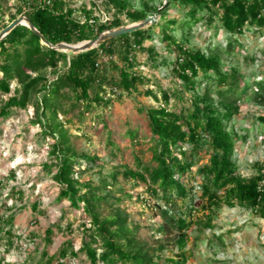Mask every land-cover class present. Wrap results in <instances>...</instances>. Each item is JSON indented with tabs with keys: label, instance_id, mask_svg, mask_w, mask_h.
Masks as SVG:
<instances>
[{
	"label": "trees",
	"instance_id": "obj_1",
	"mask_svg": "<svg viewBox=\"0 0 264 264\" xmlns=\"http://www.w3.org/2000/svg\"><path fill=\"white\" fill-rule=\"evenodd\" d=\"M102 3L111 15L106 21L86 5L78 15V10L67 0H21L18 14L27 15L53 44H75L94 38L105 30L137 22L157 11L160 17L148 26L81 52L51 48L24 24L14 27L0 41V94L7 95L0 105V126L15 110L26 109L33 95L40 94L37 119L33 122H42L47 127L44 132L55 138L49 150L55 161L46 166L49 172L55 168L52 178L58 186L57 200H67L72 209L84 214L78 248L71 238L52 254L47 247L40 252L38 245L35 255H28L20 264H76L81 255L88 264H187L201 234L216 226L215 220L224 206H239L264 219V161L253 164L256 172L250 176L240 172L235 159L240 135L230 125L240 112V100L250 88L253 89L248 99L264 105V80H255L251 85L239 67H228L218 52L192 47L184 35L200 20H211L218 15L229 36L230 48L233 37L243 35L247 29H264V0L160 3L140 0L139 6L135 0H102ZM1 6L0 2V30L18 16L5 19ZM176 7L183 12V22L175 17L166 18L168 10ZM157 26L169 52L164 57L154 43L145 45L146 41L155 39ZM177 31L181 32L179 37ZM139 54L147 55L146 64L151 68L173 64L181 88L175 93L152 89L151 79L140 69ZM13 82L16 85L12 88ZM141 85L146 89L141 90ZM65 90L74 97L73 106L85 103L87 109L94 105L109 106L124 96L153 97L157 105L137 107L146 117L153 142L150 162L143 163L137 158L135 169L114 170L109 180L102 179L99 186L80 179L81 172L76 169L80 163L78 157L91 161L96 157L78 155L63 125L54 122L60 99L67 97ZM172 94L183 104L172 105ZM258 120L264 125V113ZM128 135L133 139L136 131L129 129ZM203 154H208L206 162H201ZM120 173L131 180L133 187L142 188L136 193L138 199L146 204L154 199L161 212L164 221L156 233L163 239L156 246L142 239L139 225L132 223L130 215L109 200L108 186L117 181ZM12 190L23 197L22 190ZM144 192L149 196L144 197ZM196 197L198 203L194 202ZM39 203L31 205L33 210L40 211ZM104 204L111 206L109 214L103 213ZM14 219V211L5 213L0 208V243L7 252L18 243ZM53 226L67 233L74 231L72 222L62 227L61 219ZM193 232L197 234L195 238L191 236ZM53 233L52 226L45 230V246L52 242ZM28 235L32 239L36 236ZM167 249L171 254L164 255ZM2 260L0 256V264Z\"/></svg>",
	"mask_w": 264,
	"mask_h": 264
},
{
	"label": "rangeland",
	"instance_id": "obj_2",
	"mask_svg": "<svg viewBox=\"0 0 264 264\" xmlns=\"http://www.w3.org/2000/svg\"><path fill=\"white\" fill-rule=\"evenodd\" d=\"M67 1L78 10V15L81 14L79 11L82 6L86 5L93 7L102 21L111 16L102 0ZM161 1L165 0H154L155 3ZM0 2L5 19L18 14L21 0ZM135 3L139 6L140 0H135ZM172 17L184 21L183 12L178 7L168 10L166 18ZM155 31V39L146 41L145 45L154 43L161 56L169 55L160 27H155ZM176 34L179 37L181 32L177 31ZM184 36L189 39L192 47L218 52L228 67H239L251 85L255 80H264V29H247L243 35L233 37L232 47L229 48V36L222 28L219 16L215 15L211 20L204 18L195 23L190 30H186ZM146 58V54L138 55V61L142 63L140 69L151 79L152 89L158 91L163 88L175 93L181 88L173 64L151 68L146 64ZM243 81L239 88L243 86ZM15 85L13 82L12 88ZM140 89L144 90L146 86L141 85ZM252 89L243 95L239 102L240 112L230 122L240 135L235 159L240 172L245 176L256 172L253 167L255 162L264 161V125L258 120V116L264 113V105L248 99ZM65 92L67 97L60 99L54 122L63 125L70 145L78 155L96 157L94 161L78 157L80 163L76 164V169L81 172L80 179L89 180L93 185L99 186L102 179L109 180L108 176L114 170L122 172L126 167L135 169L137 158L143 163L150 162L153 142L146 117L137 107L139 104L157 105L158 102L153 97L143 94L124 96L122 100H115L109 106L94 105L87 109L85 103L73 106L76 102L74 97L70 92ZM185 95L189 97L188 93ZM39 97L38 93L33 95L26 109L15 110L0 126V208L5 213L15 212L14 231L18 237L15 239L18 243L9 252L4 251V244L0 243L2 264H20L28 255H35L38 245L40 252L43 247H47L51 254L69 238L73 239L75 248L80 245V225L84 221V214L81 210L72 209L67 200H57L58 186L52 178L55 168L49 172L46 166L55 161V156L49 154L55 138L44 132L47 127L42 122H33L37 119L36 103ZM6 98L7 95L0 94V105ZM171 104L179 106L183 103L172 94ZM184 104L188 105V102L185 101ZM42 119L53 121L46 117ZM129 129L136 131L133 139L128 135ZM207 160L208 154H203L201 162ZM13 188L14 191L22 190L23 197L12 193ZM108 189L111 190L110 202L125 210L130 215V221L139 225L142 239L154 246L162 241V235L157 234L156 229L164 220L154 204V199H149L147 204L138 199L136 193L142 188L133 187L131 180H127L122 173L118 174L117 181L108 186ZM196 194L198 195L197 192ZM148 196L144 192V197ZM118 197L120 200L117 201ZM37 201L40 202L39 212L31 206ZM194 202H199L197 197ZM110 212L111 206L104 204L103 213ZM60 219L62 227L72 222L74 231L67 233L53 226ZM215 225L201 234L193 248L194 255L187 264H264V219L239 206H224L215 220ZM49 226L53 227L54 233L52 242L45 246L44 232ZM29 233L36 234L34 239L30 238ZM196 235V232L191 234L192 238ZM191 246L190 244L189 247ZM169 254L171 250H165L164 255ZM76 264L88 263L85 256L81 255Z\"/></svg>",
	"mask_w": 264,
	"mask_h": 264
},
{
	"label": "water",
	"instance_id": "obj_3",
	"mask_svg": "<svg viewBox=\"0 0 264 264\" xmlns=\"http://www.w3.org/2000/svg\"><path fill=\"white\" fill-rule=\"evenodd\" d=\"M159 17H160V13L159 11H157L154 14L149 15L146 18H143L137 22H133L127 25L105 30L94 38L86 39L75 44H71L67 42H60L57 44H53L40 32V30L33 24L31 19L27 15L22 14L17 18H15L14 20H12L5 28L0 30V41L3 40L14 27H16L19 24H24L30 27L35 33H37L40 36L42 43L46 44L51 48L67 51V52H81L96 47L99 44L108 41L110 39H113L121 34L130 33L136 29L148 26L154 23L157 19H159Z\"/></svg>",
	"mask_w": 264,
	"mask_h": 264
}]
</instances>
